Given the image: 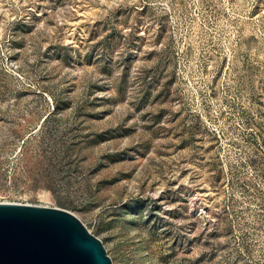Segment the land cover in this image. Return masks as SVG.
Returning a JSON list of instances; mask_svg holds the SVG:
<instances>
[{
	"label": "rangeland",
	"instance_id": "374dc122",
	"mask_svg": "<svg viewBox=\"0 0 264 264\" xmlns=\"http://www.w3.org/2000/svg\"><path fill=\"white\" fill-rule=\"evenodd\" d=\"M0 203L112 264H264V0H0Z\"/></svg>",
	"mask_w": 264,
	"mask_h": 264
},
{
	"label": "water",
	"instance_id": "95a60500",
	"mask_svg": "<svg viewBox=\"0 0 264 264\" xmlns=\"http://www.w3.org/2000/svg\"><path fill=\"white\" fill-rule=\"evenodd\" d=\"M0 264H112L102 242L72 213L0 203Z\"/></svg>",
	"mask_w": 264,
	"mask_h": 264
}]
</instances>
